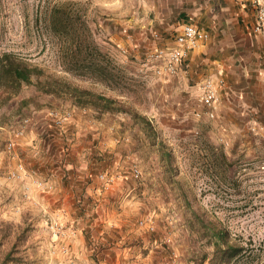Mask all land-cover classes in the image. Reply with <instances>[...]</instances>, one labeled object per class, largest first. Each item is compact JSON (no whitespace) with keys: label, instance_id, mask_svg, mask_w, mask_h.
Returning a JSON list of instances; mask_svg holds the SVG:
<instances>
[{"label":"rangeland","instance_id":"374dc122","mask_svg":"<svg viewBox=\"0 0 264 264\" xmlns=\"http://www.w3.org/2000/svg\"><path fill=\"white\" fill-rule=\"evenodd\" d=\"M66 1L81 6L96 44L126 81L110 88L66 71L64 44L48 27L51 7ZM237 2L224 12V46L213 38L212 49L199 51L211 29L189 21L208 40L176 74L156 76L142 63L174 31L144 32L140 24L151 17L139 0H0V53L129 103L150 120L174 168L172 181L128 114L99 113L23 85L0 107V264H264V87L254 111L195 116L203 77L231 84L220 65L232 60L228 51L245 56L255 42L251 8ZM190 209L224 227L241 251L212 261L211 246L186 221Z\"/></svg>","mask_w":264,"mask_h":264},{"label":"trees","instance_id":"16d2710c","mask_svg":"<svg viewBox=\"0 0 264 264\" xmlns=\"http://www.w3.org/2000/svg\"><path fill=\"white\" fill-rule=\"evenodd\" d=\"M48 27L54 37L63 42L62 62L66 71L94 78L110 88L119 81L128 79L121 68L105 55L96 44L93 33L83 17L81 6L76 2H61L51 7ZM33 84L38 90L55 95H68L83 107H93L99 113L120 112L128 114L138 124L156 147L161 167L167 177L174 181V168L170 152L160 139L146 116L136 112L127 102L120 99L79 88L61 78L46 74L41 68L19 59L13 52L0 53V107L11 95L19 92L23 85ZM187 223L211 246V260L227 262L241 251L232 244L228 231L215 221L205 219L196 210H189ZM207 253L202 255L205 259Z\"/></svg>","mask_w":264,"mask_h":264},{"label":"crops","instance_id":"0c3cea01","mask_svg":"<svg viewBox=\"0 0 264 264\" xmlns=\"http://www.w3.org/2000/svg\"><path fill=\"white\" fill-rule=\"evenodd\" d=\"M238 1L240 6L245 5L243 0H241L243 3H240V0ZM237 3V0H139V5H144L146 13L151 17H147L140 24V28L143 29L142 27H144V32L146 29L151 30L153 28L152 31L156 34L159 33V35L168 34L169 30H172L175 35L183 22L192 21L200 26L210 27V38L199 49V51H203L204 53L208 49H212V46L208 47V43L210 40L214 42L213 38H217L215 42H221V46H224V37L225 35L228 36V34L224 33L227 25L224 22V19H226L224 12L226 11V7ZM251 13L252 16L253 10H251ZM243 15H247V11H243ZM252 22L253 20L250 22V29ZM238 33L236 31V35ZM237 37L239 39L240 35L238 34ZM124 41L127 40L125 39ZM133 41L136 43L134 39ZM238 43L239 40L235 43V46H238ZM247 44L249 47L247 54H244L245 56L243 54H236L235 49L233 51L230 50L228 52L231 53L232 60L220 65L224 67L225 71L231 72L229 74L231 84L227 81L228 84L226 86L225 81V85L221 88L223 91L220 90V93L223 92V95L221 93L218 107L219 113H222L223 110L234 111L237 109L240 111L244 109L243 111H254L258 109L259 103H256L257 96L260 88L264 87V34L255 35V42L249 41ZM261 54L263 55V60L260 59ZM241 57L248 58L242 62ZM243 70H246V73ZM226 88L230 92H227L228 90L225 91Z\"/></svg>","mask_w":264,"mask_h":264},{"label":"built area","instance_id":"2783aa9c","mask_svg":"<svg viewBox=\"0 0 264 264\" xmlns=\"http://www.w3.org/2000/svg\"><path fill=\"white\" fill-rule=\"evenodd\" d=\"M243 1L245 3L244 7H250L253 10L252 32L264 34V0ZM208 38L209 33L207 30L194 23L183 22L176 31L172 41L146 53L145 61H143L142 65L152 67V72L156 76L174 75L188 61L191 54L199 49ZM224 85L225 80L220 75L212 76L209 74L203 77L200 91L197 95V104L200 107L195 112L197 119L212 120L215 118L220 104V90ZM11 145L9 143L8 148ZM259 168L264 175V158L261 160ZM21 169L22 166L19 165L17 171ZM135 175H137V172Z\"/></svg>","mask_w":264,"mask_h":264}]
</instances>
